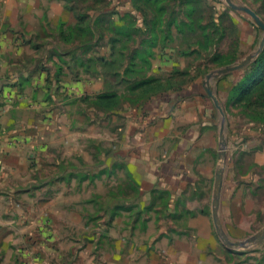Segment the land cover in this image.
<instances>
[{
    "label": "rangeland",
    "instance_id": "1",
    "mask_svg": "<svg viewBox=\"0 0 264 264\" xmlns=\"http://www.w3.org/2000/svg\"><path fill=\"white\" fill-rule=\"evenodd\" d=\"M230 3L264 23L0 0V264H264V29Z\"/></svg>",
    "mask_w": 264,
    "mask_h": 264
},
{
    "label": "water",
    "instance_id": "2",
    "mask_svg": "<svg viewBox=\"0 0 264 264\" xmlns=\"http://www.w3.org/2000/svg\"><path fill=\"white\" fill-rule=\"evenodd\" d=\"M230 5L235 10L239 9L241 11H244V12L250 14L255 19V21L264 29V23L261 21V19L257 16V14L254 11H252L251 9L246 8V7H238V6H236V5L232 4V3H230ZM242 67H243V64L232 66V67H227L224 70L220 71V73L221 74H225V73H228V72H233V71L239 70ZM207 92H208L209 96H211L212 98H215L213 96L212 91L209 88H207ZM215 101H216V104L218 105V102H217L216 99H215ZM218 108L221 109V107L219 105H218ZM221 174L222 173L220 171L218 176H217V178H218V190L219 191H220V188H221V185H222V175ZM216 205H218V202H216ZM263 238H264V235H263L262 239Z\"/></svg>",
    "mask_w": 264,
    "mask_h": 264
},
{
    "label": "crops",
    "instance_id": "3",
    "mask_svg": "<svg viewBox=\"0 0 264 264\" xmlns=\"http://www.w3.org/2000/svg\"><path fill=\"white\" fill-rule=\"evenodd\" d=\"M0 141H2L1 139H0ZM3 202H5V201H3ZM23 213V212H22ZM2 217H4V216H2ZM4 223V222H3ZM0 228H4V226H2V227H0ZM164 264V262H161L160 263V261H159V259L158 258H152V259H150L149 261H144L142 264Z\"/></svg>",
    "mask_w": 264,
    "mask_h": 264
}]
</instances>
